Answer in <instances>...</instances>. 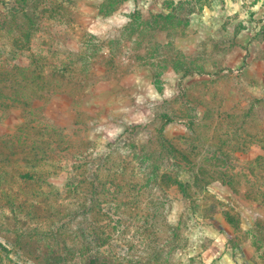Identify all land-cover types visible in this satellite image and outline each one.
<instances>
[{
    "label": "rangeland",
    "instance_id": "374dc122",
    "mask_svg": "<svg viewBox=\"0 0 264 264\" xmlns=\"http://www.w3.org/2000/svg\"><path fill=\"white\" fill-rule=\"evenodd\" d=\"M38 67L59 90L38 115L1 113L0 136L30 123L39 138L52 133L46 141L67 149L53 188L65 190L81 155L95 165L116 151L115 169L131 154L116 150L129 135L139 159L127 177L138 190L154 186L150 164L181 182L162 189L159 210L146 202L163 192L141 191L131 212L163 216L150 218L154 244L127 218L105 264H153L149 248L167 264H264V0H0V69ZM100 199L116 227L113 201ZM169 225L179 238L166 256ZM0 237V264H32Z\"/></svg>",
    "mask_w": 264,
    "mask_h": 264
},
{
    "label": "trees",
    "instance_id": "16d2710c",
    "mask_svg": "<svg viewBox=\"0 0 264 264\" xmlns=\"http://www.w3.org/2000/svg\"><path fill=\"white\" fill-rule=\"evenodd\" d=\"M3 25L6 28V24ZM18 30L22 31L23 27H18ZM12 59H15V55ZM9 70L0 69V114L23 108L21 110L25 113L38 115L42 111L43 101L49 100L59 90L52 86L57 79L50 80L41 68L33 72L18 68V73ZM25 81L28 84H24ZM31 126L32 123L22 126L16 135L0 136V236H12L10 244L32 264H105L104 247L109 243L112 232L127 218L136 219L140 233L148 237L149 246L154 244L158 222L151 225L150 218L153 220L163 216L131 212V208L136 211L140 208L138 197L141 191L152 187L147 184L138 190V186L127 177L132 173L128 167L130 162L139 159L133 152L132 136L126 137L121 146H116V150L129 149L131 154H126L127 159H118L115 169L107 164L116 151H112L111 156L105 155L95 165L86 155L76 157L65 190L59 192L49 183V179L58 172L59 168L55 165L57 155L65 153L67 149L55 139L46 141L52 133L47 132V139L39 138L38 133L28 130ZM40 129L45 130L43 127ZM105 167L108 171L104 177V180H108L106 182L102 178ZM144 169L148 179L154 182L152 188L163 192V196L149 199L146 206L159 210L164 207L162 200L166 195L162 189L179 186L181 182L172 178L170 171L156 169L151 164ZM108 186L111 191L106 190ZM202 186L195 185L196 188ZM130 192H134L135 197ZM103 196L107 203H114L116 227L103 221L106 218L102 209L103 199H100ZM35 223L38 224L37 229ZM168 229L170 236L167 245L171 248L166 256L175 253L179 238L178 226L169 225ZM149 249L152 250L149 256L153 264L168 263L166 260L160 261L161 255ZM112 264L117 263L113 261Z\"/></svg>",
    "mask_w": 264,
    "mask_h": 264
}]
</instances>
